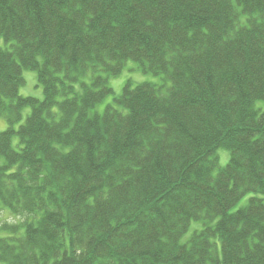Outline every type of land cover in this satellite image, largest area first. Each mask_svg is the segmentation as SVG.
Masks as SVG:
<instances>
[{
    "label": "trees",
    "instance_id": "obj_1",
    "mask_svg": "<svg viewBox=\"0 0 264 264\" xmlns=\"http://www.w3.org/2000/svg\"><path fill=\"white\" fill-rule=\"evenodd\" d=\"M0 40V264H264V0H0Z\"/></svg>",
    "mask_w": 264,
    "mask_h": 264
},
{
    "label": "rangeland",
    "instance_id": "obj_2",
    "mask_svg": "<svg viewBox=\"0 0 264 264\" xmlns=\"http://www.w3.org/2000/svg\"><path fill=\"white\" fill-rule=\"evenodd\" d=\"M0 45H3V40H0ZM24 84L19 88V95L21 96H32L38 99L43 98L42 93V87L38 85L36 80V74L34 71L31 70H23L22 72ZM130 81L131 86H135L141 82H153V83H160L159 76H155L149 72H142L139 68L136 62L128 60L121 73L113 78H110L108 81V84L110 88L113 90V94L108 95L105 97L99 104H97L92 111L95 113H102L107 104H114L112 98L115 96L120 95L122 91L123 85ZM29 111V108H26L23 111V116L26 115ZM7 127V122L3 117L0 116V130H5ZM13 142H16V137H14ZM219 157V166H224L228 161V153L225 150H219L217 152ZM251 196V194H247L243 196L234 206H232L229 209V212H233L237 210L238 208L246 205L247 198ZM259 197L264 198L262 195H258ZM0 220H6L8 222H11L12 220H15L13 216L8 215L6 212L0 210ZM197 225L195 223H191L189 230L186 232V234L183 237V240L188 239L189 235L192 233L193 229L196 228Z\"/></svg>",
    "mask_w": 264,
    "mask_h": 264
}]
</instances>
